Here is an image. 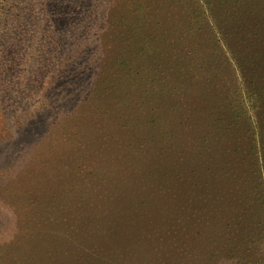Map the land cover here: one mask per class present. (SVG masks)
<instances>
[{
  "label": "rangeland",
  "instance_id": "rangeland-1",
  "mask_svg": "<svg viewBox=\"0 0 264 264\" xmlns=\"http://www.w3.org/2000/svg\"><path fill=\"white\" fill-rule=\"evenodd\" d=\"M33 8V58L0 51V264H264V0Z\"/></svg>",
  "mask_w": 264,
  "mask_h": 264
},
{
  "label": "trees",
  "instance_id": "trees-1",
  "mask_svg": "<svg viewBox=\"0 0 264 264\" xmlns=\"http://www.w3.org/2000/svg\"><path fill=\"white\" fill-rule=\"evenodd\" d=\"M37 1L39 0H28L27 2H25L26 5L24 7H26V13L29 14L28 18H26L24 15H22L20 18H17L19 15V10H17L18 4L16 3V0H0V24L4 23L6 25H9L6 33L0 41V51L4 48L1 52L5 54L3 56V60L5 62L6 55L16 56V54L14 53H17L18 50H21L19 56L26 58V60L33 58L27 57V55L25 54V49L28 48V44H31V41H33L30 38L27 39V37L30 36L29 32L30 30L36 32L38 26H41L44 24V22L48 21V18L43 16H47L46 12L42 11L41 9L35 10L33 8L34 5H37ZM69 3L70 2H68V4ZM64 4L66 5L67 2H64ZM14 48H16L15 51H13ZM10 60L12 67L8 70H3L0 73L4 74L1 78L3 79V83L5 84L15 83V80L11 81L14 79V73L16 72L14 68L21 64V62H18L17 59ZM28 70L29 67L27 68L26 73L28 72ZM18 77L16 80L19 79Z\"/></svg>",
  "mask_w": 264,
  "mask_h": 264
}]
</instances>
